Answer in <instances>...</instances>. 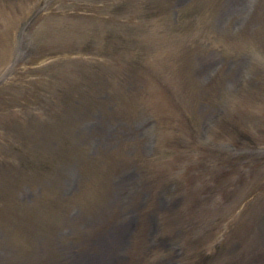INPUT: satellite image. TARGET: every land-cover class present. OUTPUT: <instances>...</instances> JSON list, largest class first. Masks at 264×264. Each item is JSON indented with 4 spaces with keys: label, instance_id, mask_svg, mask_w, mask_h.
I'll list each match as a JSON object with an SVG mask.
<instances>
[{
    "label": "rangeland",
    "instance_id": "obj_1",
    "mask_svg": "<svg viewBox=\"0 0 264 264\" xmlns=\"http://www.w3.org/2000/svg\"><path fill=\"white\" fill-rule=\"evenodd\" d=\"M168 1L0 0V264H264V62L237 96L258 71L239 52L205 57L218 0L178 21ZM111 121L135 138L122 151L104 148ZM131 214L146 230L128 245Z\"/></svg>",
    "mask_w": 264,
    "mask_h": 264
}]
</instances>
